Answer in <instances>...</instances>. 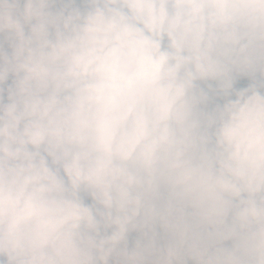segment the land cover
Returning a JSON list of instances; mask_svg holds the SVG:
<instances>
[{"label":"clouds","instance_id":"clouds-1","mask_svg":"<svg viewBox=\"0 0 264 264\" xmlns=\"http://www.w3.org/2000/svg\"><path fill=\"white\" fill-rule=\"evenodd\" d=\"M0 264H264V0H0Z\"/></svg>","mask_w":264,"mask_h":264}]
</instances>
